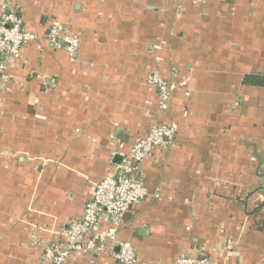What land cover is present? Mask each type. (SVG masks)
I'll use <instances>...</instances> for the list:
<instances>
[{
	"label": "crops",
	"instance_id": "obj_1",
	"mask_svg": "<svg viewBox=\"0 0 264 264\" xmlns=\"http://www.w3.org/2000/svg\"><path fill=\"white\" fill-rule=\"evenodd\" d=\"M5 4L39 40L0 86V264H43V248L82 215L116 156L171 120L175 139L144 161L149 196L117 241L135 248V264H264V85L244 83L264 77V0ZM52 25L79 39L75 60L47 41ZM172 66L188 85L157 117L145 79L154 69L170 78Z\"/></svg>",
	"mask_w": 264,
	"mask_h": 264
},
{
	"label": "built area",
	"instance_id": "obj_2",
	"mask_svg": "<svg viewBox=\"0 0 264 264\" xmlns=\"http://www.w3.org/2000/svg\"><path fill=\"white\" fill-rule=\"evenodd\" d=\"M171 1L180 3L182 0ZM46 39L61 48L71 60L76 59L78 38L62 32L58 25H52ZM38 40L37 36L25 30L19 11L6 4L0 6V86L7 65L19 62L24 46ZM145 83L149 90L155 92L156 114L162 117L171 111L174 91L186 89L188 78L180 76L177 68L172 66L170 78L163 77L159 69H154ZM177 130V123L173 120L156 121L127 154L120 153V162L113 172L94 185L93 195L85 203L82 215L71 219L43 248L42 263L69 264L88 255L95 258L109 256L119 264H135V248L130 243L117 241V233L131 208L149 196L142 170L144 161L167 150ZM153 197L158 199L159 195L155 193ZM175 264H210V261L205 256H181Z\"/></svg>",
	"mask_w": 264,
	"mask_h": 264
},
{
	"label": "trees",
	"instance_id": "obj_3",
	"mask_svg": "<svg viewBox=\"0 0 264 264\" xmlns=\"http://www.w3.org/2000/svg\"><path fill=\"white\" fill-rule=\"evenodd\" d=\"M244 83H245V85L249 84V85L263 86L264 85V77L248 76L247 78H245Z\"/></svg>",
	"mask_w": 264,
	"mask_h": 264
},
{
	"label": "water",
	"instance_id": "obj_4",
	"mask_svg": "<svg viewBox=\"0 0 264 264\" xmlns=\"http://www.w3.org/2000/svg\"><path fill=\"white\" fill-rule=\"evenodd\" d=\"M120 158L116 156V160H119Z\"/></svg>",
	"mask_w": 264,
	"mask_h": 264
},
{
	"label": "rangeland",
	"instance_id": "obj_5",
	"mask_svg": "<svg viewBox=\"0 0 264 264\" xmlns=\"http://www.w3.org/2000/svg\"><path fill=\"white\" fill-rule=\"evenodd\" d=\"M166 78V77H165Z\"/></svg>",
	"mask_w": 264,
	"mask_h": 264
}]
</instances>
